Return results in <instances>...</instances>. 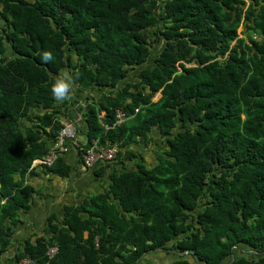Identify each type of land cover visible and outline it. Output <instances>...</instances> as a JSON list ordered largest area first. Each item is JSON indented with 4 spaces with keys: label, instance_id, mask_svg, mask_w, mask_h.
<instances>
[{
    "label": "trees",
    "instance_id": "obj_1",
    "mask_svg": "<svg viewBox=\"0 0 264 264\" xmlns=\"http://www.w3.org/2000/svg\"><path fill=\"white\" fill-rule=\"evenodd\" d=\"M65 68L78 91H100L78 105L85 149L132 158L153 128L166 147L153 167L115 170L106 192L52 215L6 264H139L170 241L195 263L167 264L264 252V0H0V255L29 208L30 167L63 126L51 87ZM117 108L132 116L105 129ZM261 254L230 264H264Z\"/></svg>",
    "mask_w": 264,
    "mask_h": 264
},
{
    "label": "crops",
    "instance_id": "obj_2",
    "mask_svg": "<svg viewBox=\"0 0 264 264\" xmlns=\"http://www.w3.org/2000/svg\"><path fill=\"white\" fill-rule=\"evenodd\" d=\"M73 58V60L76 59L74 56ZM67 70L70 72L69 69ZM99 96L100 91L97 88L78 91L75 84L71 100L55 103L62 121L74 122L78 140L81 142L85 141L87 122L83 114L79 112L78 105L87 97L95 99ZM25 124L28 125V123ZM165 147V137L156 133L153 128L146 137H138L129 146L136 154L132 158L121 155L115 161L97 162L94 166L86 168L82 164L78 148L68 145L67 151L60 156L69 165L68 174L63 176L48 172L45 166L34 164L33 161L30 170L34 172L27 175L26 183L34 189V193L28 210H21L19 213L20 222L12 228V245L7 253L0 255V264H6L8 259L21 249L27 239L33 241L35 237L42 235L52 215L62 219L65 206L80 204L90 193L106 192L111 182V172L136 170L138 163L151 168L157 163V157ZM126 149L127 147L122 148L123 152ZM52 222H55V219H52Z\"/></svg>",
    "mask_w": 264,
    "mask_h": 264
},
{
    "label": "built area",
    "instance_id": "obj_3",
    "mask_svg": "<svg viewBox=\"0 0 264 264\" xmlns=\"http://www.w3.org/2000/svg\"><path fill=\"white\" fill-rule=\"evenodd\" d=\"M132 114H128L120 108L115 110L114 120L111 124H104L105 129L114 128L121 124L124 120L131 117ZM56 139L50 144L48 152L39 158L34 160V164L41 166H52L55 161L67 151L68 145H73L78 148V151L82 158V164L86 168L94 166L95 163L110 162L116 159L117 146H99L96 142H93L92 146L85 149L77 137V129L73 121H63ZM57 248L52 246L48 249V256H52L56 253ZM23 262H27L25 259Z\"/></svg>",
    "mask_w": 264,
    "mask_h": 264
},
{
    "label": "rangeland",
    "instance_id": "obj_4",
    "mask_svg": "<svg viewBox=\"0 0 264 264\" xmlns=\"http://www.w3.org/2000/svg\"><path fill=\"white\" fill-rule=\"evenodd\" d=\"M238 30H239V32H241L242 30H244V28L242 26H240ZM241 35L242 34L240 33V36ZM153 45L154 46H152V55H151V61L150 62H152V60L154 58V54L157 53V51H158V48H156V47H158V45H156V43H154ZM7 54H8V56H11L10 52H7ZM67 69L68 68H65V69L61 70V72L64 70H67ZM134 75H135V71H130L128 73L127 79L133 78ZM159 97H160V93H156L153 97V100H157ZM90 194H93V193H90ZM171 244H172V242L170 241L167 243V246L164 249L152 250V251H149V252L143 254V256L141 257V259L139 261V264H144V263H146V264H167V263H169L175 259H181V258H187L192 263H195L194 259L189 254L179 255L175 252H171V249H170V248H172ZM174 250L178 251L177 249H174ZM233 254L235 257H241V256H246L248 258L254 257L253 253L247 251V248H245V247L242 248V246L240 248L234 249ZM227 260H224V262Z\"/></svg>",
    "mask_w": 264,
    "mask_h": 264
},
{
    "label": "clouds",
    "instance_id": "obj_5",
    "mask_svg": "<svg viewBox=\"0 0 264 264\" xmlns=\"http://www.w3.org/2000/svg\"><path fill=\"white\" fill-rule=\"evenodd\" d=\"M41 58L44 62L51 61L53 59L51 51H44ZM74 88L73 76L68 70H64L55 77L51 87V93L57 102L63 103L72 99Z\"/></svg>",
    "mask_w": 264,
    "mask_h": 264
},
{
    "label": "water",
    "instance_id": "obj_6",
    "mask_svg": "<svg viewBox=\"0 0 264 264\" xmlns=\"http://www.w3.org/2000/svg\"><path fill=\"white\" fill-rule=\"evenodd\" d=\"M159 249H164V248H159ZM247 251H249V252H251V253H253V254H256V255H260L261 253H264V252H258V251H256L255 249H249V250H247ZM175 253H177V254H179V255H184V254H191V253H193L194 254V252H192V251H190V250H185V251H174ZM145 254V253H144ZM261 255H263V254H261ZM143 256V255H142ZM141 256V257H142ZM195 256V255H194ZM196 257V256H195ZM140 260V258L137 260V263H138V261ZM235 260V256H234V254L232 253L231 254V256H230V260L229 261H227L225 264H230L231 262H233Z\"/></svg>",
    "mask_w": 264,
    "mask_h": 264
},
{
    "label": "flooded vegetation",
    "instance_id": "obj_7",
    "mask_svg": "<svg viewBox=\"0 0 264 264\" xmlns=\"http://www.w3.org/2000/svg\"><path fill=\"white\" fill-rule=\"evenodd\" d=\"M171 249V252H174L175 250L174 249H176V248H170Z\"/></svg>",
    "mask_w": 264,
    "mask_h": 264
}]
</instances>
